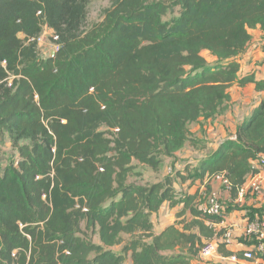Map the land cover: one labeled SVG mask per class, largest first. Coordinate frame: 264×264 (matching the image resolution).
Masks as SVG:
<instances>
[{"label": "trees", "instance_id": "trees-1", "mask_svg": "<svg viewBox=\"0 0 264 264\" xmlns=\"http://www.w3.org/2000/svg\"><path fill=\"white\" fill-rule=\"evenodd\" d=\"M90 2L0 0V151L8 135L18 157L0 164V264H194L237 208L222 197V214H205L211 183L223 175L234 200L259 173L264 98L234 140L176 172L194 193H179L172 175L129 178L166 160L173 170L185 147H205L190 126L218 117L234 86L264 93V80L239 76L264 0H111L87 26ZM45 28L59 46L48 58ZM165 205L180 209L157 234Z\"/></svg>", "mask_w": 264, "mask_h": 264}, {"label": "crops", "instance_id": "crops-1", "mask_svg": "<svg viewBox=\"0 0 264 264\" xmlns=\"http://www.w3.org/2000/svg\"><path fill=\"white\" fill-rule=\"evenodd\" d=\"M250 34L252 35V39L248 45L247 51L240 57L241 68L239 76L244 77L249 74H255L257 80H264V29L257 28L255 30H251ZM206 54L209 53H203L208 62L215 61V58L213 56L209 54V58H207ZM230 94L232 97L231 102L234 103L235 101H237L238 104L243 101L248 102L253 96H256V99L258 101H256V104L253 106L251 113L244 119L248 118L252 114L254 109L264 98V93L256 92L255 86L253 84H250L244 88L234 86L230 90ZM244 119H242L240 123L234 126V128H232V131H230V128H228L224 117H219L216 120H211L208 122L202 121L201 123H199V125L203 126V129L201 130L200 126H198L195 129L198 133L194 136L193 139L203 141L205 147H200L201 150L198 151L191 146H187L182 151H180L176 155L175 167L177 168V170H181L187 165H191L192 168L197 167L198 164L206 160L211 155V153L218 151L223 142L229 139L234 140L237 127L244 121ZM182 160L189 161L183 163ZM256 167L258 168L259 173L254 177H257L261 181V188L259 191L250 190L246 193V195H238L234 200H232L231 197L227 194V191L224 187V192L220 191L221 193L223 192L222 194L227 200H229L230 198V207L237 208L235 210H231L229 213H225V221L222 224L214 225V228L217 232L223 233L221 237L215 238L214 240L218 242V244L224 243L223 235L226 232H230V243H225V247L223 250L225 252L233 253V256L227 257L220 252H217V254L212 258L207 260H198L194 264H255L257 262L264 263V252L256 255L255 260L244 259V254L254 248V242H260V238L258 237V235L255 232L250 233L249 230H253L259 220H264V167L258 165H256ZM252 178V176L248 177L246 183H248ZM213 183H216V188L220 187L221 183H219L218 181L214 180ZM175 188L177 189L176 184ZM196 190L197 186L189 189V192L194 193ZM179 209L180 207H177L174 210L179 211ZM153 223L155 226V232L157 234H160L165 228L168 227L166 226L161 229L158 225H156L154 220ZM235 256L238 257L237 260H234ZM129 264H132L131 260Z\"/></svg>", "mask_w": 264, "mask_h": 264}, {"label": "rangeland", "instance_id": "rangeland-1", "mask_svg": "<svg viewBox=\"0 0 264 264\" xmlns=\"http://www.w3.org/2000/svg\"><path fill=\"white\" fill-rule=\"evenodd\" d=\"M111 4V0H91L89 7H88V23L87 26H91L92 24H95L97 22L102 21L104 11L105 9L109 8ZM177 14V10L175 11V15ZM174 15L171 14L166 17V19L172 18ZM51 30L44 29L42 37H43V43L39 45L40 47V56L42 58H48L52 55L53 52H56L55 50V43L51 36ZM207 58H209V54H206ZM232 101V100H231ZM256 96H253L250 101L248 102H241L238 104L237 101L234 103L230 102L226 107L221 111L218 117H216L214 120L218 119L219 117H224L226 120L228 128H230V131H232V128L236 126L242 119L247 117L252 111L253 106L256 104ZM201 123V122H199ZM199 123L192 124L190 126L191 130V137L194 138V136L198 133L196 132V128L200 126L201 130L203 129L202 125H199ZM229 131V132H230ZM18 160V157L15 153V151L12 148V143L9 139L8 135H5L4 143L1 145V151H0V164L5 167L11 160ZM189 160H182L183 163L187 162ZM174 166V165H173ZM190 166V165H189ZM186 168V167H185ZM185 168H182L181 170H177L176 167L171 168V162L168 160L165 161V164L163 168L159 172H154L151 169L139 167L136 171H134L130 178V183H135L139 185H151L158 182H161L166 176L172 175L175 181V184L177 186V190L179 193L184 194V192H188L189 188V182L184 184L181 180V178H177L176 171L181 173ZM178 173V175H179ZM186 174V173H185ZM184 174V175H185ZM183 175V176H184ZM176 176V177H175ZM186 177V175H185ZM215 185V186H214ZM206 187L203 191H206ZM224 192L223 186L220 184L219 188H216V183H211V192L210 195L215 192L224 197V195L220 192ZM221 193V194H220ZM209 194L204 195L203 203H207V200L210 196ZM225 198V197H224ZM178 211V210H177ZM177 211L170 208L169 205H165L158 214H155L153 216V220L156 223V225L159 226V228H164L166 226L172 225L176 220V214ZM94 240L98 242V238L95 237ZM125 240H127V237H125ZM123 245L117 246L113 249L115 253H120L122 250ZM130 263V258L127 259L125 264Z\"/></svg>", "mask_w": 264, "mask_h": 264}, {"label": "built area", "instance_id": "built-area-1", "mask_svg": "<svg viewBox=\"0 0 264 264\" xmlns=\"http://www.w3.org/2000/svg\"><path fill=\"white\" fill-rule=\"evenodd\" d=\"M46 29H48V28H46ZM50 32H51L52 39L54 41H57L58 37L56 35H54V33L52 31H50ZM38 43H39V45H41L43 43L42 35L38 39ZM58 49H59V46L57 44H55L56 52L58 51ZM259 163H260V166L264 167V154H262L260 156ZM216 181L221 183V185L226 189L227 192L229 190H231L230 182L223 175L218 176L216 178ZM260 188H261L260 179H258L257 177H253L248 183H246L241 189H239V195L244 196L250 190L259 191ZM202 210L207 215L220 216L224 210V205H223V202H222L220 195L218 193L213 192L209 196L208 202L202 207ZM249 232L250 233L255 232L258 235V237L260 238V240H259L260 242L258 245H255L252 250H250L244 254V259L255 260L256 255L264 252V244H263L264 220H259L256 224V227L253 230H249ZM223 239H224V243L229 244L230 240H231L230 232H226L223 235ZM218 248H219V244L215 240L205 241L201 250H200V253H199V260H207V259L212 258L214 255L217 254ZM67 254H69V253H67ZM237 258L238 257L235 256L234 260H237ZM255 264H264V263L263 262H257Z\"/></svg>", "mask_w": 264, "mask_h": 264}, {"label": "water", "instance_id": "water-1", "mask_svg": "<svg viewBox=\"0 0 264 264\" xmlns=\"http://www.w3.org/2000/svg\"><path fill=\"white\" fill-rule=\"evenodd\" d=\"M54 55H55V52H54V53H52V55H51V56L53 57Z\"/></svg>", "mask_w": 264, "mask_h": 264}]
</instances>
